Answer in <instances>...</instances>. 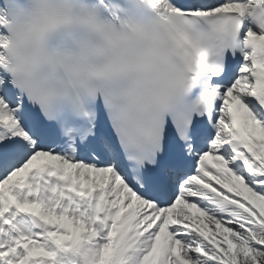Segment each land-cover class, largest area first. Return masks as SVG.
Wrapping results in <instances>:
<instances>
[{
  "label": "snow or ice",
  "instance_id": "obj_1",
  "mask_svg": "<svg viewBox=\"0 0 264 264\" xmlns=\"http://www.w3.org/2000/svg\"><path fill=\"white\" fill-rule=\"evenodd\" d=\"M0 264H264V0H0Z\"/></svg>",
  "mask_w": 264,
  "mask_h": 264
}]
</instances>
